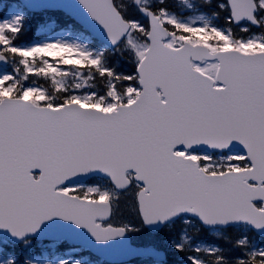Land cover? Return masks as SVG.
<instances>
[{"label": "snow or ice", "instance_id": "1", "mask_svg": "<svg viewBox=\"0 0 264 264\" xmlns=\"http://www.w3.org/2000/svg\"><path fill=\"white\" fill-rule=\"evenodd\" d=\"M5 7L0 264H264V0Z\"/></svg>", "mask_w": 264, "mask_h": 264}, {"label": "trees", "instance_id": "2", "mask_svg": "<svg viewBox=\"0 0 264 264\" xmlns=\"http://www.w3.org/2000/svg\"><path fill=\"white\" fill-rule=\"evenodd\" d=\"M34 24V27L36 26L34 22H32Z\"/></svg>", "mask_w": 264, "mask_h": 264}, {"label": "rangeland", "instance_id": "3", "mask_svg": "<svg viewBox=\"0 0 264 264\" xmlns=\"http://www.w3.org/2000/svg\"><path fill=\"white\" fill-rule=\"evenodd\" d=\"M177 255H179V254H177Z\"/></svg>", "mask_w": 264, "mask_h": 264}]
</instances>
